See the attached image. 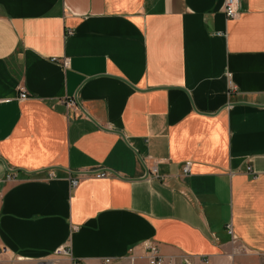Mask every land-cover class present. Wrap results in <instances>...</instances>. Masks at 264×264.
Returning <instances> with one entry per match:
<instances>
[{
    "label": "crops",
    "instance_id": "0c3cea01",
    "mask_svg": "<svg viewBox=\"0 0 264 264\" xmlns=\"http://www.w3.org/2000/svg\"><path fill=\"white\" fill-rule=\"evenodd\" d=\"M223 2L0 0V264H264V0Z\"/></svg>",
    "mask_w": 264,
    "mask_h": 264
},
{
    "label": "built area",
    "instance_id": "2783aa9c",
    "mask_svg": "<svg viewBox=\"0 0 264 264\" xmlns=\"http://www.w3.org/2000/svg\"><path fill=\"white\" fill-rule=\"evenodd\" d=\"M223 13L226 17L227 20H233L236 19L239 15V0H224L223 2ZM70 33V32H69ZM61 65L63 67H66L68 65V60L67 59H63L61 61ZM229 87L231 90H234L235 87L233 86L232 82L229 81ZM28 98V94L27 92L22 88L20 89V94H19V99L20 100H24ZM69 106L73 105V101H70L68 103ZM143 166H144V170H145V176L146 177H152V178H158V164L159 161L155 160L153 158H148V160H141ZM189 171V164H185L184 166V173H187ZM251 171V167L247 168V172ZM94 178L96 179H103L106 178L108 176V174L106 172H95L92 175ZM13 178V173L8 170V173L5 175V177L1 180L3 182H8L11 181ZM0 181V184H1ZM78 183L77 179H72L71 180V185L72 186H76ZM0 198H1V188H0ZM228 233L230 235H232L233 237V233L231 230V227L228 226ZM144 253H145V257L147 259L148 264H192L191 260L188 257H184L182 258V260L180 261H176L172 258H168L163 256L162 254H160L159 249L157 248V246H155L152 242L150 241H145L142 244ZM4 252V250H0V255ZM55 255L57 256H69L70 252L65 249V248H59ZM202 264H209V260L207 258H202L201 259ZM111 260L110 259H105L104 260V264H110Z\"/></svg>",
    "mask_w": 264,
    "mask_h": 264
}]
</instances>
